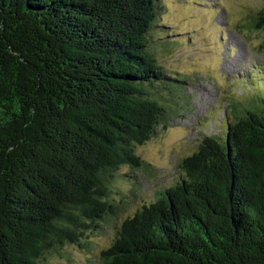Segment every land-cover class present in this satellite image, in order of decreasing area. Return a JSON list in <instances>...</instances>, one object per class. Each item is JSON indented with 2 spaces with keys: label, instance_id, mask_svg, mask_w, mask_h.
<instances>
[{
  "label": "trees",
  "instance_id": "16d2710c",
  "mask_svg": "<svg viewBox=\"0 0 264 264\" xmlns=\"http://www.w3.org/2000/svg\"><path fill=\"white\" fill-rule=\"evenodd\" d=\"M164 11L0 0V264H45L118 219L120 172L143 171L138 147L189 103L188 78L159 58ZM252 29L264 31V9ZM254 79L257 97L229 106L222 136L123 222L105 264H264V73Z\"/></svg>",
  "mask_w": 264,
  "mask_h": 264
},
{
  "label": "rangeland",
  "instance_id": "374dc122",
  "mask_svg": "<svg viewBox=\"0 0 264 264\" xmlns=\"http://www.w3.org/2000/svg\"><path fill=\"white\" fill-rule=\"evenodd\" d=\"M163 5L159 58L169 73L188 78L189 103L157 137L138 147L147 171L120 172L112 195L122 210L118 219L105 230L85 231L83 247H62L45 264H105L103 252L123 222L153 202L156 192L173 187L183 175L184 160L204 140L222 136L229 106L257 97L259 80L252 87L245 82L253 72L264 73V31L252 29L264 0H163Z\"/></svg>",
  "mask_w": 264,
  "mask_h": 264
}]
</instances>
